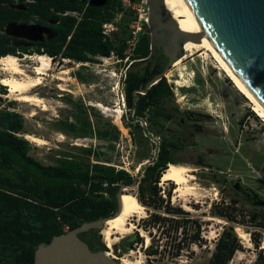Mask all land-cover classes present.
I'll return each instance as SVG.
<instances>
[{"label": "rangeland", "instance_id": "obj_1", "mask_svg": "<svg viewBox=\"0 0 264 264\" xmlns=\"http://www.w3.org/2000/svg\"><path fill=\"white\" fill-rule=\"evenodd\" d=\"M145 1L121 0L124 11L116 15L114 22L129 21L131 26H140L147 18ZM50 10L76 18L83 14V10L69 8L63 13L55 8ZM56 22V19H46L27 23L22 32L29 31L28 37L8 34L5 27L1 32L10 37V44L30 49L35 41H47L55 35L51 26ZM109 23H103V29L104 24ZM111 31L107 29L105 34ZM191 51L186 46L179 63L176 66L172 63L165 73L173 94L166 97L161 106L170 117L159 118L161 126L149 123L150 137H140L142 127L138 128L137 123L129 126L131 118L122 101V80L128 62L127 59L119 60L114 54L88 55L87 60L81 62L60 53L45 52L53 57L52 68L45 75L47 80L33 91L45 102L48 100L46 109L6 97L8 86L3 88V84H0V109L14 110L22 115L24 124L19 136L25 138L26 133H31L46 140L42 145L30 142L28 151L44 165H55L60 158L81 164L100 163L128 170L139 180L144 162L151 160L158 151L157 138H165L178 145L172 153L179 163L196 167L192 173L194 181H191L197 186L196 196L173 200L176 184L161 186L159 181L160 190L153 196L148 192L140 193L137 186L126 188L134 189L140 202L147 207L148 216L138 225L144 230L146 225L149 235V231L152 232L150 242L155 253L148 254L147 246L143 245L145 238L135 230L113 245L116 256L140 249L145 254L146 264H212V252L219 243L220 250L232 249L225 264H264V203L255 201L257 195L264 202V122L226 73L219 75L220 69L214 66L213 57L207 61L199 57L196 50L193 54ZM31 52L16 51L21 57L36 54ZM25 59L21 63L28 71L33 61L29 57ZM29 71L27 73L32 75V69ZM57 76L66 79L60 80ZM61 83L65 91L60 89ZM97 103L106 106L108 111L105 113ZM118 106L122 111L121 122L115 117ZM33 109L36 114L30 116ZM153 111L148 112V116ZM198 155L208 166L190 163ZM0 174L13 175V172L0 168ZM155 213L160 218L151 220L150 215ZM217 218H223V223L217 222ZM150 224H157L158 228ZM195 224L200 226V240L178 249L176 242L188 236ZM136 232L142 241L125 248L129 237ZM241 232L251 242L249 247L242 242ZM79 235L91 242L99 236V241L107 248L98 229Z\"/></svg>", "mask_w": 264, "mask_h": 264}, {"label": "trees", "instance_id": "obj_2", "mask_svg": "<svg viewBox=\"0 0 264 264\" xmlns=\"http://www.w3.org/2000/svg\"><path fill=\"white\" fill-rule=\"evenodd\" d=\"M53 8L62 13L67 8L83 10V14L79 18L55 14L50 10ZM123 11L121 0H0V57L8 53L17 54L16 51L20 50L29 54L31 51L52 55L60 53L81 62L86 61L88 55L114 54L121 61L127 59L122 94L131 118L129 126L137 123L138 128L142 127L140 137L145 138V134L150 137L148 125L139 126V120L146 119L148 124L161 126L159 118L170 117L161 104L173 94V90L163 76L142 92L149 80L163 70L166 58L157 46L152 57L140 61L151 52L148 26L141 21V29L130 47L133 35L129 21L114 22L116 15ZM46 19H56L57 22L51 26L55 35L47 41H35L30 49L10 44V37L1 32L10 23H38ZM109 22L115 28L105 34L102 25ZM151 110H154L153 114L148 116ZM23 124L24 118L18 112L0 109V168L13 172V175L0 174V264H33L34 251L40 243H48L53 236L82 222L114 214L117 184H130L136 179L122 168L115 169L100 163L81 164L68 158H60L55 165H44L28 154L30 141L18 135ZM159 141L158 151L150 160L152 162L143 166L141 178L136 179L138 191L152 196L160 190L157 183L162 171L170 163H179L172 153L178 145L165 138ZM180 146L183 147L184 143L181 142ZM86 151L91 152L90 149ZM190 163L208 166L200 155ZM255 198L257 203H264L257 195ZM150 216L151 220L160 218L157 213ZM149 226L158 228L157 224ZM144 227L146 230L147 226ZM194 227L188 236L176 242L178 249L200 240V226L195 224ZM149 233L152 236V232ZM236 234L238 236L237 228ZM98 237L93 242L80 238L93 251L106 250ZM141 241L142 237L136 232L129 237L125 248ZM146 250L148 254L155 253L152 242ZM231 253L232 249L220 250L219 243H216L212 264H225Z\"/></svg>", "mask_w": 264, "mask_h": 264}, {"label": "water", "instance_id": "obj_3", "mask_svg": "<svg viewBox=\"0 0 264 264\" xmlns=\"http://www.w3.org/2000/svg\"><path fill=\"white\" fill-rule=\"evenodd\" d=\"M183 1L204 37L264 105V0ZM145 3L151 52L140 61L152 57L156 47L160 46L166 65L149 80L142 92L165 76L171 64L185 54L186 41L199 40L198 33L178 27L164 0H146ZM24 26V23H10L5 30L17 37H28L29 31L22 32ZM149 162L152 161L146 160L143 165ZM134 186H138L136 179L130 184H117V209L114 214L120 211L119 197L122 191ZM110 216L82 222L53 236L48 243H40L34 251L33 264H121L108 256L106 250H91L79 236L84 231L100 230Z\"/></svg>", "mask_w": 264, "mask_h": 264}, {"label": "bare ground", "instance_id": "obj_4", "mask_svg": "<svg viewBox=\"0 0 264 264\" xmlns=\"http://www.w3.org/2000/svg\"><path fill=\"white\" fill-rule=\"evenodd\" d=\"M164 2H165V6L169 10L171 15L175 19L176 24L181 30L187 32H195L199 34L198 41L194 42L188 40L184 43V52L187 46L191 48L192 54H193V50H196L198 56L202 57L204 60L209 59L210 56L213 57L215 59L214 66L220 69L219 75L222 74L223 72L226 73L227 77L231 79L234 86L249 100L248 102L251 104L252 110L264 122L263 103L240 80V78L226 63V61L217 52V50L213 47V45L204 37L199 27L197 26L195 20L193 19L191 13L186 7L184 1L164 0ZM24 55H25L24 57H21L17 54L8 53L7 55L0 57V84L8 86V92L7 94H5L6 97H13L15 100L21 101L23 103L26 102L38 108L39 106H41L42 107L41 110H45L46 109L45 103L48 100L45 102V99L39 96L37 93H35L33 89L34 88L36 89V87L42 84L46 79L45 75L46 74L48 75L49 70L52 68L53 57H51L46 53H36L34 55L24 54ZM28 57L33 61L32 66L30 68L32 69V75L27 73L30 72L29 71L30 69L27 67V69L29 70L26 71L25 70L26 65H23L21 63L22 61H24L25 58ZM68 61L69 60H65L64 62H68ZM64 77L57 76L56 78L63 80ZM59 87L63 91L66 90V88L63 86L62 83L59 85ZM97 106H101L102 109L105 110V113L108 111V108L102 105L101 103H97ZM115 112H116L115 115L116 121L121 122V114H122L121 107L118 106ZM34 114H36V111L33 109L30 113V116ZM25 138L34 144L35 143L38 145L46 144V140L41 136H37L36 134L34 135L31 133H26ZM195 170H196L195 166H192L187 163H170L167 166V168H165L162 171L161 177L159 179V183L161 186L166 185L168 183L176 184L173 200L182 197L185 198L188 195L196 196V192L198 193V191H196L197 186L195 187L193 184L194 182L193 183L191 182L194 179V175L192 173ZM200 195L202 196L203 194ZM200 195H198L197 198ZM119 205H120V211L116 214L111 215L105 221L103 227L100 229L102 240L107 246L106 249L107 255L110 256L111 258L118 260L121 264H146L144 260L145 254L143 255L140 249L130 250L129 252H126L120 256H116L113 253V245L118 243L121 239L125 238L127 235L131 234L135 230L139 231L141 236L145 238V243L143 244L144 246L145 245L148 246L151 241V236L147 233V231H145L143 228L139 227L138 225L139 224L138 222L142 218L148 216V212H147V207L140 202L134 189L126 190L125 188V190L122 191L121 196L119 197ZM183 207L189 210L187 205H183ZM221 219L217 218L216 221L223 223ZM240 237L244 239L242 242L247 247L251 245L249 239L245 237L244 232H241Z\"/></svg>", "mask_w": 264, "mask_h": 264}, {"label": "built area", "instance_id": "obj_5", "mask_svg": "<svg viewBox=\"0 0 264 264\" xmlns=\"http://www.w3.org/2000/svg\"><path fill=\"white\" fill-rule=\"evenodd\" d=\"M144 4H146V3L144 2ZM114 28H115V27L113 26L112 23L104 24L103 32L106 33L105 30H107V29H111V30H113ZM131 28H132V35H133V38L129 41V46H130V47L133 46L134 41H135V38H136V36H137V33L140 31L141 27H140L139 25H136V26H133V25H132ZM122 101L124 102L123 94H122ZM140 123L142 124L141 126H143V127H145V126L148 125L146 119H141V120H140ZM158 141H159V140H158V138H157V143H158ZM159 142H160V141H159Z\"/></svg>", "mask_w": 264, "mask_h": 264}, {"label": "flooded vegetation", "instance_id": "obj_6", "mask_svg": "<svg viewBox=\"0 0 264 264\" xmlns=\"http://www.w3.org/2000/svg\"><path fill=\"white\" fill-rule=\"evenodd\" d=\"M181 58V57H180ZM180 58L179 59H177L174 63H173V65L172 66H176L178 63H179V60H180Z\"/></svg>", "mask_w": 264, "mask_h": 264}, {"label": "clouds", "instance_id": "obj_7", "mask_svg": "<svg viewBox=\"0 0 264 264\" xmlns=\"http://www.w3.org/2000/svg\"><path fill=\"white\" fill-rule=\"evenodd\" d=\"M4 86V85H3ZM7 89V86H4Z\"/></svg>", "mask_w": 264, "mask_h": 264}]
</instances>
